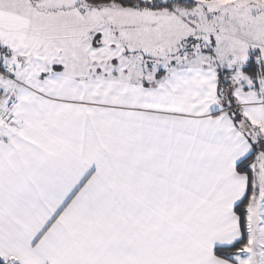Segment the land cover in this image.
Returning a JSON list of instances; mask_svg holds the SVG:
<instances>
[{
	"label": "snow or ice",
	"instance_id": "snow-or-ice-1",
	"mask_svg": "<svg viewBox=\"0 0 264 264\" xmlns=\"http://www.w3.org/2000/svg\"><path fill=\"white\" fill-rule=\"evenodd\" d=\"M0 264H264V0H0Z\"/></svg>",
	"mask_w": 264,
	"mask_h": 264
}]
</instances>
